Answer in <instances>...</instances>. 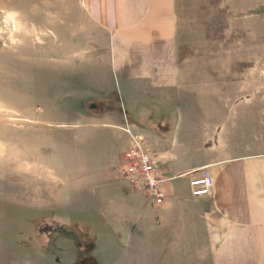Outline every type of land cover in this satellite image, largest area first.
Returning a JSON list of instances; mask_svg holds the SVG:
<instances>
[{
	"label": "rangeland",
	"instance_id": "374dc122",
	"mask_svg": "<svg viewBox=\"0 0 264 264\" xmlns=\"http://www.w3.org/2000/svg\"><path fill=\"white\" fill-rule=\"evenodd\" d=\"M206 1L195 17L211 42L202 55L221 57L231 74L221 83L238 93L209 90L195 97L205 110L184 114L229 129L224 148L234 155L262 151L264 0L233 13L228 0ZM103 41L81 0H0V264H209L220 233L207 239L191 223L187 240L172 228L161 239L149 210L128 223L114 204L125 183L119 157L139 135L97 124L108 112L126 114L111 92ZM181 48L184 57L197 54L191 43ZM120 231L138 237L129 252Z\"/></svg>",
	"mask_w": 264,
	"mask_h": 264
},
{
	"label": "crops",
	"instance_id": "0c3cea01",
	"mask_svg": "<svg viewBox=\"0 0 264 264\" xmlns=\"http://www.w3.org/2000/svg\"><path fill=\"white\" fill-rule=\"evenodd\" d=\"M228 1L232 13L247 2ZM206 2L81 0L89 21L104 35L103 43H108L111 92L126 113L121 118L118 113L108 112L97 124L113 129L125 127L146 139L166 179V198L159 207L125 187L126 182L117 191L114 204L125 211L124 218L128 219L124 222L128 223L137 224L142 213L149 210L147 216L152 223L160 225L155 233L161 239L172 228L181 231L187 240L191 223L200 225L207 239L220 233L215 235L209 264H264V150L234 155L224 148L232 136L229 129H222L221 124L195 122L184 114L195 108L205 110L206 106L195 97L209 90L218 91L225 99L238 93L236 87L221 83L231 79L226 68L218 66L221 57L202 55L211 42L195 17ZM190 43L197 54L181 60V47ZM206 79L219 84L202 87ZM232 88H236L235 93ZM191 128L200 132L193 135ZM220 133L222 137L218 138ZM191 143L195 144L192 156L184 158V148ZM118 164H122L121 155ZM203 169L211 173L213 188L209 196L194 198L189 181ZM117 236L128 252L138 240L133 231H120Z\"/></svg>",
	"mask_w": 264,
	"mask_h": 264
},
{
	"label": "built area",
	"instance_id": "2783aa9c",
	"mask_svg": "<svg viewBox=\"0 0 264 264\" xmlns=\"http://www.w3.org/2000/svg\"><path fill=\"white\" fill-rule=\"evenodd\" d=\"M119 178L135 192L145 196L152 206H160L166 195L163 185L166 179L161 175L153 158V151L140 136H133L130 147L125 151ZM213 177L207 169L200 171L189 181L191 195L194 198L207 197L213 188Z\"/></svg>",
	"mask_w": 264,
	"mask_h": 264
},
{
	"label": "trees",
	"instance_id": "16d2710c",
	"mask_svg": "<svg viewBox=\"0 0 264 264\" xmlns=\"http://www.w3.org/2000/svg\"><path fill=\"white\" fill-rule=\"evenodd\" d=\"M179 58L182 60L184 58V56H182V48L180 49V52H179Z\"/></svg>",
	"mask_w": 264,
	"mask_h": 264
}]
</instances>
